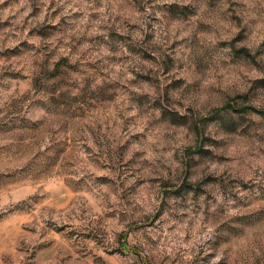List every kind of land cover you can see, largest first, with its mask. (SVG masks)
I'll use <instances>...</instances> for the list:
<instances>
[{"label": "rangeland", "instance_id": "374dc122", "mask_svg": "<svg viewBox=\"0 0 264 264\" xmlns=\"http://www.w3.org/2000/svg\"><path fill=\"white\" fill-rule=\"evenodd\" d=\"M14 3L19 4L20 0ZM148 3L153 11L167 7L157 0H148ZM176 3L179 6L187 4L188 0H176ZM222 3L223 0H208V7L216 8ZM124 4L130 15L145 10L143 0H124ZM25 7L21 6V12ZM49 11L52 18L60 17L59 24L48 23V18L43 22L35 20L39 10L34 2L22 25H14L11 19L0 21V58L11 62L9 69L0 73V90L6 93L8 89H16L22 93L18 102L7 110L0 109V189L19 188L15 195L22 201L11 216H0V260L7 257L10 264H23L25 253L20 248L24 241L36 236V226H39L44 243L27 252L30 264H210L211 258L221 253L224 256L221 264H264V224L246 226L225 236L207 253L204 247L195 249L188 257L181 252L169 254L167 251L169 237L178 224H188L195 229L188 219L192 209L186 208L182 214L180 206L200 200L213 203L212 197L221 190L227 194L232 188L231 178L218 180L211 171L214 165H219L222 171L231 164L226 154L229 148L246 145L249 150L255 149L264 155V137L256 131L253 115L264 112V108H257L250 102L254 98L248 97L252 83L264 81V42L253 51L239 46L235 36L232 38L233 50L244 52L252 60L251 65L239 66V70L249 76V84L235 97L229 96L224 106L213 108L209 113L219 115L229 125L239 117L248 131L237 133L232 144L213 143L214 151H207L196 159L203 143L209 141L215 131L209 129L202 141L197 126L196 143L185 150L182 158L177 157L181 168L176 174L173 175L167 165H161L168 179L162 175L138 177L147 161L141 163L140 152H136L125 162L123 152L127 149L121 145L117 166L121 177L127 173L128 181L127 185L124 181L119 184L122 190L119 199L123 204L108 202L101 207L102 189L114 186L116 181L100 175L96 176L95 183L87 176L79 180L73 178L77 139L81 141V159L105 148L110 140L104 136L101 121L109 109L122 103L145 109L152 102L154 90L160 93L157 101L164 112L177 111V106L167 98L168 92L175 83L173 72L178 59L190 55L193 45L188 36L178 38L163 33L159 35V42L154 43L157 34L151 26L148 31L139 25L121 27L119 20L102 29L106 36H70V25L56 7V0H52ZM228 11L238 15L234 0H228ZM203 23L212 30L197 32V42L214 41L216 29L212 18ZM32 38H39L40 43L30 44ZM84 44L91 46L88 51L84 50ZM105 48L111 52L123 48L130 56L104 57L107 60L104 64L96 54ZM132 58L137 64L129 69L135 76L129 87L120 83L122 71L117 72L115 67L108 70V66ZM207 67H213L211 62ZM89 73L103 77V82L98 83ZM110 73L116 79H111ZM82 81L81 95L70 97L66 90L79 87ZM245 97L248 99L241 104L240 100ZM26 116L30 117L28 122H25ZM174 120L175 117L162 120L159 126L177 132L186 127L180 122L173 123ZM134 123L140 126L139 121ZM140 137L137 133L124 143L139 142ZM107 155H112L110 148ZM94 170L99 174L102 168L96 166ZM145 183L160 186L164 194L163 210L157 208L149 215H141L132 209L130 197L140 195V186ZM33 190L35 195L28 196ZM173 200L179 201V206H174ZM245 215L264 217V201H256ZM173 220L175 224L171 223ZM217 223L228 221L221 216ZM121 224L126 226V231L119 230ZM188 238L185 237V242ZM16 256L20 258L18 262L12 260Z\"/></svg>", "mask_w": 264, "mask_h": 264}, {"label": "clouds", "instance_id": "9594fccd", "mask_svg": "<svg viewBox=\"0 0 264 264\" xmlns=\"http://www.w3.org/2000/svg\"><path fill=\"white\" fill-rule=\"evenodd\" d=\"M33 2L39 10L35 20L43 22L48 18V23L59 24L60 17L52 18L49 6L52 0H20L19 4L14 0H0V21L12 20L14 25H22L24 19L32 11ZM162 7L159 11H153V6L148 0H143L144 11H136L129 14L124 4V0H56V7L61 9V15L68 21L69 35L72 36H97L107 34L102 31L106 26H111L119 20L122 27L125 24L139 25L144 31L151 29L159 35L161 33L170 37L183 38L190 37L193 51L190 55L181 57L176 64V71L173 72L175 83L168 92V100L177 106L175 112H164L157 101L160 93L153 91L151 103L145 109L136 106L129 107L127 103H122L119 107L110 108L106 117L101 121L104 136L110 140L105 148L97 152H90L81 159L79 144L77 139V155L74 157L73 171L74 179H81L87 176L94 183L96 176H109L115 180V185L102 189L101 207L111 202L114 205H121L123 201L119 199L121 189L119 184L124 181L127 185V173L120 176V169L117 161L121 156V145L127 149L123 152V160L131 159L134 153L140 152L139 161L147 164L138 173V177L144 175H162L168 179L167 172L161 165H167L173 175L176 170L181 168V160L187 148L196 143L197 131L199 126L200 139L203 141L209 129L214 128L209 141L203 143V149L195 158L199 159L207 151H214L213 143L232 144L237 139V133L241 130L248 131L246 125L237 119L229 125L220 119L219 115L209 114L213 108L222 107L227 103L229 96L235 97L237 93L248 87L249 76L239 70L240 65H251L252 60L242 51H234L232 48V38L235 36L239 46H246L255 51L264 42V0H234L235 12L233 15L228 11V0H223L222 5L216 8L208 7V0H188L187 4L177 6L176 0H157ZM21 6H26L25 11L21 12ZM175 7L176 10H173ZM82 14V15H80ZM77 15L79 18L77 19ZM93 15L96 17L93 19ZM212 18L216 29L215 39L212 42L196 40L199 31H211L203 21ZM223 22V23H222ZM241 24L243 27H241ZM20 35V33H16ZM226 42V43H225ZM30 44L40 43L39 38L29 40ZM198 45V46H197ZM91 46L84 44L83 48L88 51ZM264 50V49H262ZM124 57L130 56L125 49L119 52H111L107 48L102 49L96 54V58L107 64L104 57ZM211 62L213 67H207ZM10 61L0 58V73L9 69ZM137 61L135 58L129 59L119 65H109L108 70L115 67L117 72L123 73L120 83L131 87V82L135 76L129 71L135 68ZM14 70V69H13ZM97 78L98 83L103 82V77H97L95 73H89ZM111 79H116L111 75ZM83 81L79 87L67 89L70 97L81 95ZM21 92L16 89H8L5 93L0 90V109L7 110L13 103L21 99ZM248 97H253L250 102L257 108H264V81L256 80L251 85ZM241 99V104L248 99ZM141 100V103H144ZM43 107V106H41ZM235 111V109H233ZM222 115V113H221ZM255 115L256 131L264 137V112L253 113ZM173 123L180 122L186 124L179 132L175 129L160 127L162 120H172ZM251 119V117H247ZM30 117H25L28 122ZM134 121H139L137 126ZM127 129V131H125ZM137 133L141 134L140 141H133L130 145L125 141H131ZM146 137V139H144ZM112 150V155H107L108 149ZM231 158V164L221 171L219 165H214L211 171L216 173L218 180L231 178L233 186L227 194L221 190L220 194L212 197L213 203H206L200 200L186 206H180L183 214L185 209H192L188 212L189 221L195 225L192 229L188 224L177 225L169 237V254L181 252L188 257L193 254L195 249L204 247L207 250L223 240L227 235H233L254 224H264V217H248L245 213L256 201H264V155L255 149L249 150L246 145H234L226 153ZM99 160V164L96 161ZM101 167L102 171L97 174L94 167ZM259 166V167H258ZM115 167V170H114ZM258 172L259 175H256ZM119 177V179H116ZM134 182V181H133ZM19 188L9 187L0 189V216H11L21 204L15 193ZM140 195L132 196L131 207L141 215H149L154 209L164 208V194L159 185L143 184L139 189ZM35 191H30L28 196H34ZM28 196L24 199L27 200ZM174 206H179V201L173 200ZM127 211V206L125 205ZM99 212L100 209L98 208ZM221 216L228 223L218 224ZM98 217H92L97 219ZM47 219V217H45ZM175 224L176 221L171 222ZM39 225V220H37ZM120 231H126V226L121 224ZM36 236L24 241L20 248L25 253L23 264H30L29 257L26 255L35 245L43 244L40 238V228L36 226ZM188 236L187 242L185 237ZM111 238V237H110ZM182 250V251H181ZM19 256L12 257V260L19 261ZM224 259L223 254H217L211 258L210 264H221ZM0 264H10L7 257L0 260Z\"/></svg>", "mask_w": 264, "mask_h": 264}]
</instances>
